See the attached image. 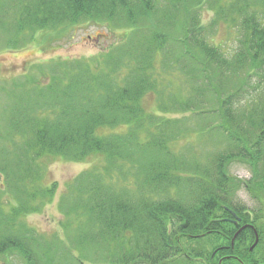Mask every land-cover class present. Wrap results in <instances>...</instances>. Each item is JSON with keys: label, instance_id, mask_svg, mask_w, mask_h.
<instances>
[{"label": "trees", "instance_id": "trees-1", "mask_svg": "<svg viewBox=\"0 0 264 264\" xmlns=\"http://www.w3.org/2000/svg\"><path fill=\"white\" fill-rule=\"evenodd\" d=\"M84 23L119 30L122 41L41 65L47 80L18 83L3 110L10 148L0 151V202L5 193L12 204L0 203V255L16 251L23 264H264V0H0V36L13 48ZM222 31L234 36L230 53L214 42ZM172 112L181 116L164 115ZM120 125L127 131L98 133ZM190 134L197 140L183 143ZM44 153L104 157L67 183L64 237L51 240L23 219L55 189L36 181ZM237 161L248 178L229 170ZM239 189L260 206L249 212Z\"/></svg>", "mask_w": 264, "mask_h": 264}, {"label": "rangeland", "instance_id": "rangeland-1", "mask_svg": "<svg viewBox=\"0 0 264 264\" xmlns=\"http://www.w3.org/2000/svg\"><path fill=\"white\" fill-rule=\"evenodd\" d=\"M202 22L208 24L213 18V11L211 9H204L201 13ZM61 32H55L54 30H40L33 34L31 40L26 41L24 45L19 47H10L5 43V37L3 39L0 36V151L2 148H10L7 145L5 139L6 133L2 128V116L3 110L6 105L12 100L10 98L11 93L18 90L20 84H29L27 79H30V75L38 79V84L47 80L42 74V71H38L41 65L49 63L52 60H71L90 58L95 54L107 51L111 45L118 44L122 41V32L119 30H110L107 26H97L96 24H79L64 35ZM232 35H227L226 32H219L214 36V42L222 47L227 53H230L234 48ZM2 38V39H1ZM21 39V38H20ZM23 42V41H21ZM34 79V78H33ZM176 83V82H175ZM154 100L150 97L143 102L148 111L155 112L156 108ZM166 117L181 116V113H165ZM128 129L127 126H117L114 128H99L98 133H123ZM5 131V130H4ZM196 139L195 134L185 136L182 138V142ZM214 141L210 142V145ZM103 155L94 153L81 161H74L64 159L61 156L44 153L38 158V162L41 167V177H39L38 184L41 187H51L55 184V189L52 195L41 200L40 195L36 196L35 201H42V205L39 210L33 211L23 216L24 223L34 229L36 233L44 235L48 240L53 239V236L58 233L60 237H64L62 233L63 226L60 223L65 221L66 217L63 216L58 201L64 193L67 183L74 178L82 170L92 168L93 166L101 167L104 162ZM229 170L233 175L240 178H248L251 175L249 167L239 161L233 162L230 165ZM4 184V178L0 173V187ZM4 190V188H2ZM4 193V192H3ZM11 196L3 194L1 198V204L6 211H9V207L12 204L9 200ZM237 200L240 204L247 207L250 212L251 209H256L260 206L259 202L252 199L250 194L243 189H239L237 193ZM56 243V242H55ZM67 244V242H66ZM218 245L219 241L217 242ZM70 252L77 255L71 247ZM0 264H23V260L16 251L9 252L7 254L0 255Z\"/></svg>", "mask_w": 264, "mask_h": 264}, {"label": "water", "instance_id": "water-1", "mask_svg": "<svg viewBox=\"0 0 264 264\" xmlns=\"http://www.w3.org/2000/svg\"><path fill=\"white\" fill-rule=\"evenodd\" d=\"M229 210H230V209H229ZM230 213L233 214V216H234V218H236V220H239V219L237 218V215L235 214V212H233L232 210H230ZM251 226H252V225H251ZM244 227H245V225H242V226L240 227V229H238V230L235 232L234 236H233L232 239H231L230 244L233 243L234 237H235V236L238 234V232L241 231V229H243ZM253 231L255 232L254 229H253ZM257 238H258V235H257V232H255V239H254V242H253L252 247L257 243V242H256V241H257ZM252 247H251L250 249H252Z\"/></svg>", "mask_w": 264, "mask_h": 264}]
</instances>
